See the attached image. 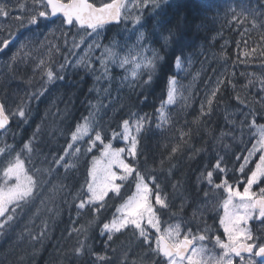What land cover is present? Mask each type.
Instances as JSON below:
<instances>
[{"label": "trees", "instance_id": "1", "mask_svg": "<svg viewBox=\"0 0 264 264\" xmlns=\"http://www.w3.org/2000/svg\"><path fill=\"white\" fill-rule=\"evenodd\" d=\"M147 21L156 54L152 66L73 147L72 164L58 165L89 112L92 78L83 70L64 77L57 65L58 77L46 80L43 89V83L33 87L36 92L24 98L29 101L22 117H12L8 144L24 161L34 192L3 221L0 264L156 263L153 246L136 228L114 236L103 233L119 207L138 185L149 184L152 206L157 198L164 201L163 222L179 220L176 210L181 203L193 208L199 193L195 185L203 183L207 171L238 167L249 137L242 124H233L229 111L244 102L264 125V87L258 81L264 77V0H172ZM189 57L197 61L190 72H198L194 95L186 107L168 106L170 82L181 78L178 63ZM60 60L64 63V56ZM218 71L223 77L207 100ZM27 79L24 74L22 80ZM14 91L9 83L0 89L10 115ZM127 123L141 125L136 155L127 157L134 172L119 192L88 204L93 162L106 145L121 147ZM212 177L219 182L222 175Z\"/></svg>", "mask_w": 264, "mask_h": 264}, {"label": "rangeland", "instance_id": "2", "mask_svg": "<svg viewBox=\"0 0 264 264\" xmlns=\"http://www.w3.org/2000/svg\"><path fill=\"white\" fill-rule=\"evenodd\" d=\"M69 1L71 0H63ZM170 1L172 0H126L122 8L123 22L116 30H110L112 26L92 31L76 26L68 29L62 19H57L42 30H29L33 24L30 19L33 18L34 11L40 7L45 12V3L38 0L22 2L17 5L16 12L11 10L0 13V45L3 40L11 41L15 34L26 30L13 52L0 59V89L9 83L14 84L16 90L13 97L9 98L11 117H22L29 101L24 98L29 92H36L31 91L33 87L38 88L43 83V89L48 84L46 80L58 77L55 72L57 65L58 72L63 73L64 77L81 69L86 76L92 78L87 101L88 115L78 127L72 145L59 161V166L74 162L71 156L73 147L92 133L104 112L123 96V91L131 90L152 66L156 54L146 28L149 23L147 18L157 17L163 6ZM62 56L64 63L62 60L58 63ZM196 62L194 57H189L178 63V72L184 79L176 77L171 80L168 106H187L194 95L198 80V72L190 74ZM24 74H28L26 81L22 80ZM222 77L223 72L218 71L211 78L206 93L207 100L213 97ZM258 81L264 87V77ZM47 94L48 90L41 93L40 97H46ZM228 114L233 124H242L245 127L249 137L238 167L242 169V173L246 172L245 183L248 186L258 184L264 179V125L257 122L252 106L244 102H240ZM10 133L9 130L0 135V199L6 198V216L9 212L6 211L7 208H13L34 192L33 179L28 174L24 161L16 154L14 146L8 144ZM140 133V124L127 123L124 126L121 147L106 145L102 154L93 162L88 204L102 203L111 192H119L121 184L131 177L134 170L127 157L136 155ZM218 168L207 171L205 174L209 175H204L203 183H218L212 177L218 173ZM150 200V185H138L135 192L119 207L114 219L105 226L103 233L114 236L133 227L145 237L144 243L151 244L153 248L154 233L162 230L172 240H177L183 232L181 225L161 222L158 210L164 207V201L157 198L152 206ZM249 210L250 203L247 198H242L239 206L232 211L230 223L227 225L228 231L234 230V235L228 237V243L250 237L247 225L245 227L251 216ZM4 223H0V226Z\"/></svg>", "mask_w": 264, "mask_h": 264}, {"label": "flooded vegetation", "instance_id": "3", "mask_svg": "<svg viewBox=\"0 0 264 264\" xmlns=\"http://www.w3.org/2000/svg\"><path fill=\"white\" fill-rule=\"evenodd\" d=\"M24 1L27 0H0V13L11 10L16 12L17 5ZM38 1L45 3L43 9L45 12L40 7L34 11L33 18L30 19L33 24L30 25L29 30H42L56 21L49 20L50 13L46 1ZM25 32L26 30L18 35L15 34L14 37L18 36V38L14 43L2 41L0 59L6 58L8 54L13 52L14 47L23 38ZM216 171L223 176L219 179L220 182L195 185L199 193L196 194L193 208L191 204L181 203L179 209L176 210L182 216L170 225L178 223L183 228V232L177 237V240L168 237L164 230L154 233V251L158 255V260L154 264H264V257L260 254V251L264 249V211L256 206L258 199H264V179L258 184L248 186L245 183L246 172L242 173L240 167L235 169L218 168ZM232 174L234 177L230 178L229 175ZM242 198H247L250 203L249 212L251 216L245 223V227L247 225L250 232V237L228 243V237L234 235V230L228 231L227 225L230 223L232 211L239 206ZM6 202L5 197L0 199V223L7 220V216L4 215ZM190 208L191 211L188 214L187 209ZM11 209L7 208L6 211L10 212ZM165 212L166 207H160L158 210L161 222H163L162 216ZM161 237H165L175 248L187 241L189 251L186 257L181 259L178 256H173L167 259L162 256L160 251ZM242 243L246 244V247L238 254L235 252V248Z\"/></svg>", "mask_w": 264, "mask_h": 264}, {"label": "water", "instance_id": "4", "mask_svg": "<svg viewBox=\"0 0 264 264\" xmlns=\"http://www.w3.org/2000/svg\"><path fill=\"white\" fill-rule=\"evenodd\" d=\"M49 7V20L62 19L68 29L77 26L79 29L95 30L105 26H119L123 22L122 8L126 0H112L111 2L97 6L92 0H45ZM18 36L10 43H14ZM12 126V118L7 113L4 104L0 101V134L9 130ZM257 208L264 211V199L256 201ZM184 241L178 248H175L165 237L160 238V251L162 256L170 259L178 256L184 259L189 251V245ZM246 244H239L235 252H241ZM239 254V253H238ZM264 257V249L260 251Z\"/></svg>", "mask_w": 264, "mask_h": 264}]
</instances>
